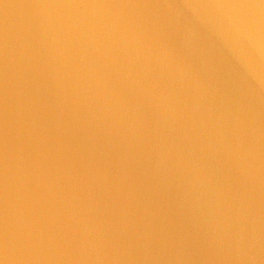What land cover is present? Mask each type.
Wrapping results in <instances>:
<instances>
[{
    "label": "water",
    "instance_id": "water-1",
    "mask_svg": "<svg viewBox=\"0 0 264 264\" xmlns=\"http://www.w3.org/2000/svg\"><path fill=\"white\" fill-rule=\"evenodd\" d=\"M0 264H264V0H0Z\"/></svg>",
    "mask_w": 264,
    "mask_h": 264
}]
</instances>
